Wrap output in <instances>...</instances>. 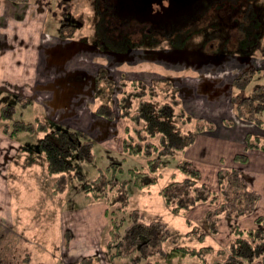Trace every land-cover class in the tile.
Segmentation results:
<instances>
[{
  "label": "trees",
  "instance_id": "1",
  "mask_svg": "<svg viewBox=\"0 0 264 264\" xmlns=\"http://www.w3.org/2000/svg\"><path fill=\"white\" fill-rule=\"evenodd\" d=\"M218 1L186 0L181 12L178 11L177 14L172 7L159 13V10H154L151 6V0H146V8L142 12L131 10L128 6L130 0H90L95 17L94 35L90 38L99 48L111 49L122 42L138 46L144 43L143 37H146V44L156 46L157 51H162L164 56L168 55L172 59L183 58L175 49H161V44L174 43L176 40L178 45L190 31L189 25L200 18V12L207 5L216 4ZM230 3H237V0H230ZM250 9L247 10L251 11ZM63 17L58 24L59 36L77 37L75 24ZM139 36L142 40L135 43ZM246 74L249 75L244 72L240 76L239 84ZM249 77L245 78L243 85L249 82ZM119 86L122 93L118 99V108L120 115L127 121L122 152L124 156L143 155L147 158L148 169L142 170L135 166L129 168V171L136 187H149L162 174V168H167L170 159L184 153L195 142L197 132L213 129L215 125H209L208 128L200 125L198 131L182 128L180 122L190 120L192 115L186 112L178 88L167 78L153 82L122 79ZM114 88V80L106 71H101L95 84V113L110 120L116 117L111 95ZM1 92L3 91L0 89ZM4 93L9 101L4 100L0 104V130L12 139L22 133L39 134L40 151L47 160L46 171L56 176L53 191L56 194L65 192L71 174V177L82 184L85 194L92 199L107 200L110 226L104 245L110 258L123 259L127 264H184L185 257L196 256L206 264H264V213L255 217V226L252 227H242L234 220L252 214L260 198L259 193L251 188L248 179L238 168L220 167L219 189L215 191L208 183L201 181V172L190 159L183 156L178 160L177 168L181 177H177L174 171L172 179L161 188V193L166 205L177 212L186 213L200 202L209 203L212 207L207 211L200 230L199 225H196V228L180 232L160 218L150 219L137 211H132L127 216L126 209L131 196L127 180L116 179L117 173L123 171V165L112 161L105 169L99 167L96 177L87 179L77 169L74 156L77 155L83 163L96 164L95 141L84 131L59 125L47 117L36 116L30 121L18 117V107L25 110L34 99L20 93L13 96ZM14 96L15 100L12 101ZM251 100L249 104H244H257L255 109L244 110L240 104L236 109L241 116L264 130V121L257 116L264 109V95ZM245 143V151L234 156L237 162H248L249 149H264V135L248 131ZM223 216L233 218L228 247H220L215 251L212 245L197 246L191 243L196 238H202L203 228L212 234L219 232V220ZM213 251L217 254L210 260L208 254ZM96 258L91 255L84 256L79 264H93Z\"/></svg>",
  "mask_w": 264,
  "mask_h": 264
},
{
  "label": "rangeland",
  "instance_id": "2",
  "mask_svg": "<svg viewBox=\"0 0 264 264\" xmlns=\"http://www.w3.org/2000/svg\"><path fill=\"white\" fill-rule=\"evenodd\" d=\"M150 4L154 10H159V13L162 11L165 12L169 7H172V10L174 8V11L178 14L181 12L180 10L183 7L184 0H151ZM128 6L131 10L136 9L139 12H142L146 8V0H130V4H128ZM260 6L263 7L262 11H264V0H261ZM64 15H69L70 21L75 24V35L77 37L85 35L90 38L94 32L95 19L90 0H24L19 3L12 0H0V30L5 31L7 28L12 26L11 21H15L14 24L28 25L30 28H33L37 31V37L41 40V42L39 41L41 44L38 45V51L36 44L27 43L28 40L26 39V36L24 38L26 41L21 40L22 38L19 37L17 43L12 40L11 35L4 36L2 34L3 36L1 35L0 37V61L8 57L11 61L14 60V63L17 64L23 62L21 76H14L12 79L7 78L8 81H5L7 79H0V87L5 88L6 93L8 94L21 92L37 101L35 103L33 102V104L25 110L18 107V117H22L23 119L30 121L34 120L36 116H41L49 119L53 118L61 121L62 123L69 122L75 124L74 126L84 127L83 129H74L84 131L86 135L88 134L94 141L100 140L101 143H95V153L97 157L96 164L89 165L83 163L77 155L74 156V161L76 162L77 169L83 172L87 179L96 177L99 172V167L105 169L112 161L120 162L121 165H123V171L117 173L118 176L116 179L118 181L127 180V187L131 195L126 209L127 216L132 211H137L144 213L145 217L150 219L155 217L160 218L170 227L180 232H186L196 228V225H199L200 230L202 228L200 225L204 223L207 209L208 207L211 208V205L206 202H200L186 213L182 211L177 212L166 205L161 193V188L172 179L174 171H176L177 177H181V172L177 168V162L185 156L187 149L184 153L177 154L175 159L169 160L167 168H162V174L158 176L155 183L149 187H136L133 183V177L130 174L129 168L136 166L137 168L143 170L148 169L149 166L147 165V158L143 155L124 156L122 151L127 121L120 115L118 108V99L122 93L119 81L122 79H142L147 82H153L161 78L172 77L175 85L179 84V82L182 84V82L185 81L183 86H186V83L188 85L191 84V82L195 83V79L189 75H198V72H195L192 69H186L184 71L181 70L179 72L166 69L167 67L161 65L160 61L163 59L162 61L171 62L169 61L170 58L168 55L167 57L163 55L162 58H159L152 50H146V52L142 51L141 55H143V58L141 59H127L116 62L112 58L106 57L104 53L98 52L96 49H88L78 53L73 63H70L68 67L63 66L61 72L57 73L54 69H51L46 65L48 58L47 49L61 45L62 42L57 35V31L59 30H57V26L60 24V20ZM23 29L25 30L27 27H23ZM15 30L16 28L13 29V32ZM203 38L204 34H198L193 40L197 43H201ZM44 42L48 43L44 44ZM258 49L259 50L256 53L257 59L254 60V63L255 65L258 64L259 67L262 68L264 67V63L260 64V58L264 57V37ZM137 52H140V50ZM28 57H30L29 62L27 60ZM35 57H38L42 65L39 63L36 64L37 58ZM14 63L12 64L14 65ZM103 67L106 68L105 71L107 72V75L114 80L115 85L111 95L113 98L112 101L114 102L113 108L115 109L116 117L114 120L108 122L109 127L105 128L106 131H101L100 128L101 126L105 127L99 122L103 121V119L95 115L96 98L95 102H93V93L95 89L91 86L92 83L90 77L88 78L89 84L85 85L84 88H82V85H79L76 90V95H73L69 104L64 106L67 108L66 110L64 107L50 109L48 101L51 100L50 98L52 97L51 89L42 88L36 90L41 78H48L50 79L49 81L52 82L56 77L64 74L65 71H74L77 69H84L90 74V76H94L97 73V70ZM208 68V71H203L199 74V78H196L198 81L205 78H215L220 79L222 82L230 83L236 75L243 73L242 71L244 69V65L236 63L235 61H228L227 63L222 61L219 63H213V65H209ZM177 75L180 77H176ZM248 76H250L249 81L252 80V82H250L247 86L246 92L247 94H251L255 85L259 83L264 84V68L257 71V73L254 71L253 75L250 73L249 75L246 74V77ZM245 78L241 79L242 85ZM49 81L46 83H49ZM239 82L240 80H237L236 82L238 86ZM183 92L187 91L183 89ZM233 93L241 94L240 88L237 86L233 87L232 94ZM4 97L5 93L1 92L0 104L5 102L4 100L8 99L7 97L4 99ZM223 97L220 96L219 100L214 101L202 98L197 102V106L202 109H207L210 112L218 111L221 108L226 110V107H224L220 101ZM240 97L235 96L232 101L237 102ZM14 100L15 96L12 101ZM90 107L94 110L95 114L92 113ZM230 107L231 106H229V108ZM233 107L234 114L233 110L230 111L231 113H225L226 116L222 118L223 122L225 124L232 125L235 119L239 120L241 118V120H246L244 122L249 123L248 119L238 113L236 106ZM186 112L190 113L192 116L190 120L180 122V126L182 128L198 131L200 125H203V127L205 126L206 128H208L209 125H215L214 127H216L215 119H211L212 117H210L209 114L205 117L199 114L198 111L191 113L186 109ZM84 113H86V116H83ZM89 115H91V118ZM257 116L264 121V109L260 110L257 113ZM54 123L61 125L57 121ZM252 132L256 133L255 131ZM5 136L6 135L0 130V201L2 203V194H5L13 226L9 227V230L5 231V233L3 231L4 227L0 226V237L6 234L8 239H16V244L18 245L17 248L19 247V249L13 252L15 242L11 244L13 248L9 249L13 250L12 253L15 256L14 261L24 264L31 259L30 261L33 264H39L41 263V260H44L47 264L67 263V261L70 262V264H79L84 256L80 259L64 257L63 254H59L58 249L56 250V245L60 243L61 236H64V238L68 241V236L71 234L69 229L65 226H62V229L60 228V213L64 208H71V206H75L85 199V202H87L86 204H100L102 207L101 213H97V215L95 213L93 216V218L98 220L94 221L93 230L94 228L96 229L95 235H97L99 230L102 228V231L100 232V239L102 240L103 251L101 255H103L104 264H127V261L123 259L110 258L109 252L106 250L104 245L110 226L109 215L107 214V200L105 198L92 199V197L85 194L82 184L76 178L71 177V174L69 176L70 178L67 190L61 194H56L53 191L56 176L51 175L46 171L47 160L43 152L40 151L38 142L39 134L22 133L13 140L12 138L8 139L9 137L7 136L8 138H6ZM236 167H238L247 179H250L251 183H248L252 185L254 183L253 176H251L252 174L250 173V170L247 169V166L242 163L240 164L239 162L236 164ZM43 170H45L44 173ZM261 178H263L262 185H264V174ZM206 180L209 181L211 186L216 189L215 191H218L219 184L216 170L213 171L212 175H208L204 171V176H201V181L207 183ZM1 203L0 206L5 205H1ZM258 203V206L256 205L255 211L252 214L234 220L242 227L255 226V217L264 212V197L258 201ZM187 218L191 220L189 221ZM203 231V236H201L202 238H196L193 242H189L197 246L212 245L215 251L220 247H228L231 238L228 219H223L220 222L219 232L216 234H212L208 231V229L204 228ZM36 240L42 241V244L46 247L47 245L49 246V243L52 244L49 247L50 249L48 248L50 252L42 254V251L39 248H34V243L35 247L36 245H39ZM30 241L35 242L30 245ZM52 247H54V249ZM6 249L7 248L5 247L4 250ZM215 251L208 254V258L210 260H212L217 254ZM53 254L55 255V259L52 258ZM3 258L4 260L6 259L5 256L3 257L0 254V259ZM74 260L75 262H73ZM183 263L206 264L196 256L185 257L183 259ZM93 264L102 263L97 257Z\"/></svg>",
  "mask_w": 264,
  "mask_h": 264
},
{
  "label": "crops",
  "instance_id": "3",
  "mask_svg": "<svg viewBox=\"0 0 264 264\" xmlns=\"http://www.w3.org/2000/svg\"><path fill=\"white\" fill-rule=\"evenodd\" d=\"M19 3V2H17ZM12 26L10 28H7L5 31L0 30V37L3 34L5 35H11L12 40L16 41L20 38L21 40L26 41L24 38L28 40V44L34 43L38 47L41 43V40L37 37V31H35L33 28H30L28 25H21V24H14L15 21H11ZM23 27H27V29H23ZM16 28V30L13 32V29ZM13 34V35H12ZM17 34V35H16ZM2 35V36H3ZM60 37V36H59ZM5 38V37H3ZM39 39V40H38ZM61 40V38H60ZM62 40H65L62 38ZM40 41V42H39ZM67 43L64 45H67L71 43L68 46H56L47 49V62L46 65L50 67L51 69H54L55 72H61L62 67L66 66L68 67L70 63H73L75 61V57L80 53L82 50L81 48V42L79 43L77 40H71L67 39ZM48 42H44V44H47ZM1 45V42H0ZM16 46V44L14 43ZM36 49V48H35ZM37 51V50H36ZM37 53V52H36ZM157 56V55H156ZM74 57V58H73ZM158 57V56H157ZM37 58L36 64H41L40 60ZM34 58V59H35ZM161 58V57H159ZM32 59V60H34ZM28 62L30 61V57L27 58ZM210 59H206L205 61H202L200 63L195 64V62L188 63L185 68L180 67L176 72L186 69H192L195 72H198V75H189L190 77L195 79V83L191 82V84H185L184 82H179V84L175 85L179 90V94L183 100L184 107L192 112L198 111L199 114L207 117L209 114L211 119H215L216 121V127L210 130H204L197 132L196 140L195 142L190 145L186 152L185 156L186 158L190 159L196 167L200 170L201 176H204V171L208 175H212L213 171H217L220 169V167H236V164L239 162H236L234 159V156L238 152L245 151V135L248 130L255 131L256 133L264 135V130L261 129L259 126L255 125L254 123H247L244 122V120H236L233 122L232 125L225 124L223 122V119L226 115L225 113H231L230 111L233 110L234 114V107L231 100L228 99V97H223V93L220 89H218V92L214 91L212 93V88L209 83V81H205L206 83L199 88L198 84L199 81L196 78H199V74L203 71H208L207 63H210ZM14 60L11 61L8 57L5 59H2L0 61V79H12L14 76H21L22 74V65L23 62L17 64L14 63ZM27 65V64H26ZM42 65V64H41ZM189 65H191L190 68H186ZM205 65V66H204ZM48 73V72H47ZM46 73V74H47ZM87 75V71L84 69H77L74 71H65L64 74L56 77L54 81H49L50 79L45 78L40 80V83L37 85L36 90L47 88L51 89L52 91V97L51 100L48 101V105L50 109H58L63 108L65 105L69 104L70 99L73 98V95H76V90L79 87V85H82V88L85 87V85H88V79L85 77ZM5 77V78H4ZM176 77H180L177 75ZM5 80V81H8ZM210 79V78H209ZM197 80V81H196ZM49 83H46L48 82ZM208 82V83H207ZM46 83V84H45ZM198 86V87H197ZM183 89L187 92H183ZM184 93V94H182ZM94 96V93H93ZM220 96H222L221 104L226 107V110H223L222 108L215 112H210L207 109H202L201 107L197 106V102L202 99L206 98L210 101L219 100ZM34 103L37 102L36 100L33 101ZM93 102H95V96L93 97ZM33 104V103H32ZM31 104V105H32ZM46 105V104H45ZM229 106H231L229 108ZM28 109V108H26ZM66 110L67 108L64 107ZM93 114L94 110L90 107ZM53 112V111H52ZM55 113V111H54ZM211 114V115H210ZM230 114V115H233ZM99 118H102L103 121H99L104 125L105 127L101 126V131L105 130V128L109 127L108 122L112 121L107 118L101 117L97 114H95ZM83 116H86V113L83 114ZM88 116V115H87ZM49 117V116H48ZM91 118V115H89ZM236 118V116H235ZM238 118V117H237ZM54 122H59L62 126L70 127V128H81L84 127L81 126H74L75 124L67 123V122H61L58 120H55L53 118H50ZM243 121V122H241ZM105 122V123H104ZM107 122V123H106ZM106 131V130H105ZM8 138L7 136H5ZM10 139V138H8ZM96 139V138H95ZM13 140V139H12ZM100 140H95V143H98ZM249 155V160L246 163H242L245 166H247V169L250 170V173L253 176L254 183L251 186L254 190H256L260 195V200L264 197V185H262V179L261 176L264 174V150L262 149H249L247 151ZM241 164V163H240ZM44 168V167H43ZM238 168V167H236ZM45 170H43L44 173ZM256 171V172H252ZM249 172V171H248ZM247 175V174H246ZM207 181V180H206ZM248 182L251 183L250 179H248ZM207 183L211 186L209 181ZM213 190H216L214 187L211 186ZM2 204H5L4 206H0V226L4 227L3 231L9 230V227H12V220H11V213L9 210L8 201L6 200V195L2 194ZM259 200V201H260ZM85 199L82 200L81 203L76 204L75 206H71V208H64L63 211L60 213V228L62 229V226H65L67 229H69V232H71L70 236H68V241L64 236H61V241L59 244L56 245V250L58 249L59 254H63L64 257L68 258H81L85 255H93L100 259L101 263L104 264V259L102 254V240L100 239V232L102 231V228L99 230V233L95 235L96 229L93 230V223L94 221H98L97 219L93 218L94 214L101 213L102 207L100 204H86ZM207 203V202H206ZM209 204V203H208ZM259 204V203H258ZM257 204V206H258ZM210 205V204H209ZM70 207V206H69ZM210 207H208L207 211ZM98 210V211H97ZM97 211V212H96ZM264 213V212H263ZM223 219L229 220V227L231 223L233 222V219L222 217L220 219V222ZM80 224V226H79ZM7 233V232H6ZM4 234L0 237V254L1 256H5L6 259H0V264H20L18 261L15 262V256L12 253V245L15 242L14 251H17L19 247L17 248V242L16 239H8V236ZM38 246L34 243V248H39L42 251V254L45 252H50V246L52 244L49 243V246H44L42 244V241L36 240ZM2 242V243H1ZM35 241H30V245L33 244ZM68 242V243H67ZM48 244V243H47ZM7 248L4 250V248ZM49 248V249H48ZM54 249V247H52ZM3 249V250H2ZM53 251V250H52ZM54 252V251H53ZM55 253V252H54ZM55 255H52V258H54ZM61 257V256H60ZM106 258V257H105ZM55 259V258H54ZM31 260V259H30ZM27 261L24 264H33L31 261ZM77 261V260H76ZM39 264H47L44 260L40 261ZM75 262V260L73 261ZM58 264H70V262L67 261V263H58Z\"/></svg>",
  "mask_w": 264,
  "mask_h": 264
},
{
  "label": "flooded vegetation",
  "instance_id": "4",
  "mask_svg": "<svg viewBox=\"0 0 264 264\" xmlns=\"http://www.w3.org/2000/svg\"><path fill=\"white\" fill-rule=\"evenodd\" d=\"M119 1V0H115ZM186 0H184V3ZM261 0H237V3H230V0H219L216 4H210L207 5L204 11L200 12V18L197 20V22H192L190 27V31L187 32V36L181 39V42L176 45V40L173 42H165L162 43L160 48L165 50H173V49H191V50H202L205 52L212 53V57L210 58V63H207L206 65H213V63H219V62H230L235 61L236 63H240L241 65H244L243 73L244 71L249 72L251 75H253V72L257 73V71L262 70V68L259 67V65H255L254 60H256V53L258 52V47L260 46L261 42L263 41V35H264V11H262V6H260ZM248 8H251L250 10L254 13L247 10ZM64 19L68 20L70 23L74 24L70 21L69 15H65L63 17ZM61 21V20H60ZM132 21V20H131ZM119 25V23H117ZM58 29V26H57ZM146 31V29H145ZM198 34H204L203 41L201 43H197L194 41V37ZM206 34V35H205ZM59 36V34H57ZM144 36V35H143ZM87 36L81 35L78 37H72V38H61V47L68 46L71 43L64 45L67 43V39L71 40H77L79 43L81 42V49L82 50H88V49H96L98 52L104 53L106 57L112 58L114 61L119 62L127 59L135 60V59H141L143 58V55H141L142 51L146 50H152L154 54L156 55V51L158 48L156 46H151L146 44V37H143V42L138 46H134L132 43V46H130L128 43L122 42L120 44L112 46L111 49H101L99 46L93 42L91 38H85ZM142 37V36H141ZM65 39V40H62ZM142 39L139 36V40L135 41V43H140ZM134 41V40H132ZM56 48V46H55ZM140 52H137L139 51ZM136 54V55H135ZM182 56V54H180ZM111 56V57H109ZM183 58L178 59H172L170 58L169 61H160L161 65L166 66V69L170 70H178V68L187 66L188 63L195 62V64L200 63L202 61H205L207 58L203 57H186L182 56ZM261 62L260 64L264 63V57L260 58ZM205 66V65H204ZM256 66V67H255ZM191 65H189L186 68H190ZM260 68V69H259ZM106 68H100L97 70V73L94 76H90L89 73L85 76L87 79L91 78L92 87L95 89L96 84V78L100 74L101 71H105ZM254 70V71H252ZM242 73V74H243ZM242 74H238L235 76L233 80L230 81V83L222 82L220 79H201L199 81V88L203 86L206 82L209 81L212 93L214 91L218 92V89L222 91L224 94V97H228L229 100L232 101V99L236 97H240L237 102H233V106H237L240 104V106L244 110H251L255 109L257 104H251L250 101L253 99V97H260L264 95V84L259 83L253 87V92L251 94H247L246 88L249 85L252 80H250L248 83H245V85L236 84L237 80H240V76ZM109 76V75H108ZM169 79L172 83V77H165ZM208 83V82H207ZM223 83V84H222ZM232 84V85H231ZM175 86V84L173 83ZM231 85V86H230ZM197 86V87H198ZM237 86L240 88L241 94L239 93H233V87ZM176 87V86H175ZM177 88V87H176ZM0 89L3 92H6L5 88L0 87ZM179 90V89H178ZM180 92V90H179ZM20 94H23L21 92H18ZM10 94V93H9ZM16 93H12L13 96ZM6 98V97H5ZM4 98V99H5ZM257 101L261 103V100ZM244 102H248L247 105L244 104ZM243 120V119H242ZM246 121V120H244ZM250 123H254L253 121H250ZM257 125L256 123H254ZM258 126V125H257ZM251 131L252 130H248ZM247 131V132H248ZM259 134V133H258ZM262 135V134H261Z\"/></svg>",
  "mask_w": 264,
  "mask_h": 264
},
{
  "label": "water",
  "instance_id": "5",
  "mask_svg": "<svg viewBox=\"0 0 264 264\" xmlns=\"http://www.w3.org/2000/svg\"><path fill=\"white\" fill-rule=\"evenodd\" d=\"M177 53H180L182 54V56H186V57H189V56H196V57H203V58H207V59H210L212 57V53H209V52H205V51H202V50H191V49H186V48H182V49H175ZM156 51V55L158 57H161L164 55L162 51ZM174 51V50H173ZM173 51H171L173 53ZM170 53V52H169Z\"/></svg>",
  "mask_w": 264,
  "mask_h": 264
}]
</instances>
